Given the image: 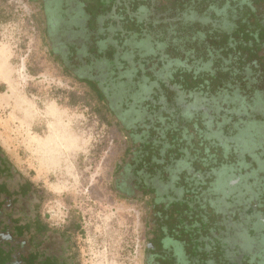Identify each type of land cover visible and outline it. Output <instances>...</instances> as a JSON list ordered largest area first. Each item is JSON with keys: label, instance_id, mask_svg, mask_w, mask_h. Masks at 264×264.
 <instances>
[{"label": "flooded vegetation", "instance_id": "flooded-vegetation-1", "mask_svg": "<svg viewBox=\"0 0 264 264\" xmlns=\"http://www.w3.org/2000/svg\"><path fill=\"white\" fill-rule=\"evenodd\" d=\"M53 58L121 135L143 264H264V0H35ZM218 9V10H217ZM0 148V264H79Z\"/></svg>", "mask_w": 264, "mask_h": 264}, {"label": "rangeland", "instance_id": "rangeland-1", "mask_svg": "<svg viewBox=\"0 0 264 264\" xmlns=\"http://www.w3.org/2000/svg\"><path fill=\"white\" fill-rule=\"evenodd\" d=\"M0 146L59 223L79 264H143L144 215L113 189L121 135L50 53L35 0H0Z\"/></svg>", "mask_w": 264, "mask_h": 264}, {"label": "crops", "instance_id": "crops-1", "mask_svg": "<svg viewBox=\"0 0 264 264\" xmlns=\"http://www.w3.org/2000/svg\"><path fill=\"white\" fill-rule=\"evenodd\" d=\"M0 148L2 149V151L4 152V154L7 155V153H5L4 149L0 146ZM8 156V155H7ZM9 157V156H8ZM10 159V158H9ZM11 160V159H10Z\"/></svg>", "mask_w": 264, "mask_h": 264}, {"label": "trees", "instance_id": "trees-1", "mask_svg": "<svg viewBox=\"0 0 264 264\" xmlns=\"http://www.w3.org/2000/svg\"><path fill=\"white\" fill-rule=\"evenodd\" d=\"M218 10V9H217ZM75 228H76V231H78L79 230V228H78V226H75V225H73Z\"/></svg>", "mask_w": 264, "mask_h": 264}]
</instances>
